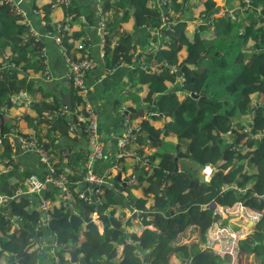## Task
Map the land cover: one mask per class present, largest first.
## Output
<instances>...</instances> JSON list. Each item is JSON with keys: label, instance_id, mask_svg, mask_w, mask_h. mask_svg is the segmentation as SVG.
Returning <instances> with one entry per match:
<instances>
[{"label": "trees", "instance_id": "trees-1", "mask_svg": "<svg viewBox=\"0 0 264 264\" xmlns=\"http://www.w3.org/2000/svg\"><path fill=\"white\" fill-rule=\"evenodd\" d=\"M101 1L106 19L104 48L111 53V64L124 60L130 62L133 45L126 34L117 35L109 23L111 0ZM182 1L187 3L192 0H168V5L160 6L161 10L152 9L148 0L127 2L131 4L138 26L159 27L161 12L172 19L168 28H159L161 34L158 40L152 37L157 46L156 52L143 54L146 65L161 62L177 66L184 74L183 80L177 81V72L171 73L168 69L150 73L142 64L131 69L135 74L131 79L138 80L140 89H143V101L150 113L138 126L134 149L147 161V166L138 163L132 166L137 184H146L141 186L140 196L129 200L128 194L124 197L123 192H128L133 186L125 185L116 177L112 186L105 184L95 193V200H85L73 193L69 204L52 202L51 217L45 231L54 235L58 264H169L174 257L180 259V264H222V260L209 249L182 243L178 237L192 226L199 231L204 243L207 229L219 218L214 213L215 206L227 207L236 201L262 212L252 232L241 241L240 254L245 264H250L252 254L260 261L259 264H264V198L254 196V193L264 194V101L259 104L253 97L256 92L264 94V0H239L235 19L232 21L228 16L224 29L210 31L205 24L204 29L195 31L190 40L185 29L187 20L183 17V12L190 6H182ZM52 2L61 5L60 0ZM112 2L114 5L116 0ZM169 4L172 15L168 11ZM197 4L204 7V16L213 15L217 8L214 0H197ZM62 6L66 15L76 16L79 13L78 7L70 4ZM50 8L51 4L44 6L46 15ZM46 15L42 32H48L54 38L56 28L50 25ZM155 19L157 22H154ZM30 29L21 21V11L8 0H0V56L4 47L9 46L12 50L11 57L4 61L7 60V64L0 63V111L3 114L0 165L5 161L11 164L13 158V144L8 137L18 125L16 120L9 125L6 116V111L16 106L11 102L12 95L20 91L32 97L41 93L42 101H34L32 105L36 112H43L41 116L63 105L53 98L47 100L52 95L46 86L39 84L41 79L37 77L43 76L45 67L41 54L45 44L43 38L34 36ZM60 34L62 44L70 55L72 46L76 44L74 40L84 32ZM182 45L186 46V53L183 61L179 62ZM10 63H14V67L9 66ZM191 64L197 65V69L191 70ZM145 85L146 88H143ZM177 92H181L182 96ZM71 100L74 110L73 93ZM160 114L166 121L162 128H156L152 121L159 119ZM129 115L138 117L132 112ZM238 115L251 117L248 131L235 124L234 119ZM75 119L74 113L51 120H35V117L24 113L19 121L23 120L26 127L34 129L44 125L45 132L38 136L45 147L56 150V141L60 136L79 133L68 130L70 121ZM169 132L176 136L178 151L188 155L178 159L183 167L177 169L175 154L169 148L152 152V155L141 150L145 145L164 142L163 138ZM256 134L260 137L255 138ZM227 136L230 142H227ZM241 140L244 142L241 143ZM57 164L56 171L60 172ZM205 165L212 168L209 180L202 175ZM79 171H70L69 181L81 179L83 173ZM30 172L23 170L20 173L15 164L12 171H0V195L4 197L0 205V264L49 262L45 248L37 243V238L45 232L44 228L35 230L42 212L32 204L33 201L31 203L28 193H16L22 186L23 178ZM224 185L229 187L224 188ZM70 186L75 184L70 183ZM237 187L243 191L238 192ZM52 190L59 192L48 188L43 194L48 197ZM38 196L41 197L40 194ZM98 203L110 210L114 225L103 212L98 215L101 228L93 221L92 214L96 212ZM132 208L137 210V222L130 213ZM10 216L20 217L19 228H12L8 219ZM122 224L142 226V229L139 234L137 230L128 232ZM70 250H76V262H70ZM143 253L147 254V261Z\"/></svg>", "mask_w": 264, "mask_h": 264}, {"label": "crops", "instance_id": "crops-1", "mask_svg": "<svg viewBox=\"0 0 264 264\" xmlns=\"http://www.w3.org/2000/svg\"><path fill=\"white\" fill-rule=\"evenodd\" d=\"M13 1L18 4V7L16 9L21 11V21L25 24H28L31 27V31H36L39 36L43 38L46 48L44 56L47 60V66L51 72V76L49 79H41V77H37V79L43 80V83L52 95L47 100H52L53 98L63 104L62 101L66 97V95H70V97L72 95V87L66 77L67 63L62 54L60 46L55 42L50 33L42 32V26L45 25L44 21H46V19L44 18V16L46 15L44 6L51 4L50 11L47 12L46 18L49 19L50 25L54 26L55 28L58 24L65 21V8L62 5L53 4V0ZM214 1L217 4L216 11L213 15L207 16H204V7L197 4V0H192L190 1L191 3L189 1H187V3H184L182 1V6H190L188 10L183 12V17L187 20L185 29L189 40L191 39L195 31H201L202 27L204 29L205 24L210 31H213L214 29H224L227 24V17L229 15H234L235 11H239V0H221L222 3H219L218 0ZM101 2V0H70V5L74 8L78 7L79 13L69 21L71 29L67 32L68 35H71L76 31L82 33L84 32V34L80 38L74 40L76 44L75 46H72V50L70 51L71 53L69 56L74 58L81 57L84 52L77 48V43L78 45L81 43H85V46H87L89 49V56L94 61V67L88 71L86 75V81L90 87V101L93 104L98 116V140L101 142L103 149L108 155L104 160H99L95 163L96 169L99 171L107 170L108 168L112 167L115 156L120 152L118 148V142L124 129V117H128L130 119V122L133 121L134 126H139L143 119V117L140 116L138 112H135L138 117L132 118L129 115L130 112L127 115H123L124 109L126 107H131L137 111L139 109H144L147 107L146 103L143 101V89H140L141 86L138 85V80L131 79L135 75L131 72V69L133 67L137 68L142 64L145 65L146 72L161 73L165 71L162 68L156 69V65L161 62H152L150 65H146L147 62L144 58L145 56L143 53H148L150 51H153L154 53L156 52L157 46L155 44V41H152V37L155 36H151V34L148 32L147 29L150 28V26L136 25L133 18V10L131 8V4H127L128 0H116V2H114V5L111 0V8L108 9V20L114 30L117 31V35L123 33L128 36L129 42H131V44L133 45V48L131 50L133 53V57L131 58L130 62L124 60L118 62V64H111V53L106 52L104 46L101 45V40L104 39V29L99 26L98 21L103 18L104 22L106 23L104 13H102L103 11L98 10V8L102 9ZM159 2L160 0H148V5L152 9L161 10L162 8L160 7L161 4ZM230 3L233 4V6L236 5L232 10H230V8L228 7ZM198 15H201L203 17L198 18ZM243 15L245 16L246 14ZM88 18H91L93 22H90V19ZM154 22H157V20L155 19ZM157 28L159 27H153L152 30L156 31ZM189 30L193 31L189 33ZM114 44L115 42L112 43L111 47ZM3 51L4 53L0 56V63L9 58V55L12 54V50L9 46L4 47ZM185 53L186 46L182 45V50L178 54L179 62L183 61ZM189 68L194 69V65L191 64ZM179 79L180 76L178 73L177 81H179ZM143 88H146V85L143 86ZM177 93L182 96L181 92ZM30 97L32 101L28 106L23 107L16 105L12 106L6 111V116L8 118L7 123L9 125L12 124L13 120L17 121V118L19 119L24 113H28L33 117L42 115L43 112H36L35 108L32 106L34 101H42L43 98L41 96V93H35L33 97ZM149 115L150 113L148 110L145 114V117H148ZM165 121L166 118L163 116V114H160V118L152 121V124L156 128H162ZM16 124L18 125V127H20L23 133H29L32 129V127H26V122L24 123L23 120L17 121ZM10 134L11 135H9L8 139H10V141H12L11 144H13V158L11 160L12 162L11 164H8L9 162L6 163V161L4 163L2 162V166L0 165V171H12L15 164L19 167L20 173L23 170H29L31 171L30 173H34L38 176H43L46 172V167L38 161L37 154L34 152L21 150L17 139L12 135L13 133ZM171 136L174 137V143H176V136L172 133H168L167 136L163 138V140L165 141ZM226 138L227 140H229L228 136ZM136 140L137 138L135 136V139L129 145L132 150H136ZM157 142L158 143L156 145H145L143 147L141 146L142 148H140L143 153L149 155H152V152H161L162 149H167L164 142ZM63 149L68 150V156L65 158L60 156V152ZM56 150V154L58 155L57 168L59 169V171L63 172V168L69 172L80 170L79 172L83 173L82 165L85 159V154L88 150L87 140L84 136L79 133H72L65 137L60 136L56 141ZM1 152L2 145L0 144V153ZM134 163L128 162L125 165L119 166L116 171H112V174H115L117 177V174L120 172L121 179L123 181H126V177L127 179H129L130 175H132V183L134 184H131L129 182V179L128 181H126L125 185H132L135 187L141 185L137 184L136 175L132 172V166ZM136 164L137 163H135V165ZM11 167H13L12 170ZM178 167H183V163L180 160H178ZM25 178L26 177L23 178L22 182L23 188H19L17 190V195L27 193ZM75 182L76 181H73L71 183L75 184ZM112 183L114 182L107 181V184L110 186H112ZM145 184L146 183H143L142 185ZM80 188L89 190V188H86V186H81ZM50 189L54 188L50 187L49 190ZM123 193L124 197L127 196L126 194H128V192ZM141 194L142 190L140 187L139 194L136 197L140 196ZM40 195L41 197H39L37 194H28L31 203L33 201L32 204L36 206H38L39 200L42 198H46L49 205L52 204V202H55V204H59L61 201L66 203V201L58 195V192L53 190L48 194V197H46L44 194ZM130 213L131 215H133L134 213L136 214V216L133 218H135V222H137V210L135 208H132L130 209ZM92 219L94 222L98 223L101 228V223L96 212L92 214ZM122 228L128 232L137 230L139 234L142 226L135 225L133 227H129L122 224ZM187 229L192 232V234L188 235V239H193L196 241L192 242L190 240H186ZM187 229L178 237V241L182 243L193 244L196 247L203 248L204 243H202L199 231L192 226H189ZM252 229L254 228L252 227ZM41 236L42 247L45 248L44 251L49 257V262L47 264H51L54 254V235L45 231ZM117 253L118 255H120V249H118ZM253 258L257 259L253 254L250 255L249 259L252 260Z\"/></svg>", "mask_w": 264, "mask_h": 264}, {"label": "built area", "instance_id": "built-area-1", "mask_svg": "<svg viewBox=\"0 0 264 264\" xmlns=\"http://www.w3.org/2000/svg\"><path fill=\"white\" fill-rule=\"evenodd\" d=\"M8 1L11 2L15 8L18 7V4L13 0ZM167 2L168 0H160L159 3L164 6L168 5ZM60 4L69 5L70 0H60ZM244 8H246V6H244ZM98 10L102 11L100 8H98ZM169 10L170 9L168 8V11ZM73 17L74 14L67 15L65 21L57 25V33L54 36V40L60 46L62 54L67 63L66 77L72 87V93L74 95V110L72 104L70 110L65 104H63L58 109L48 111L43 116L35 117V120L39 118L51 120L56 116L68 117L70 113H74L76 115V119L70 121L68 130L70 132L81 133L86 138L88 146V150L85 154V159L82 165L83 175L81 179L75 182L74 187H71V181H69L68 178L63 173H61V171H56L55 164L58 162V155L53 149L45 147L44 143L38 136V133L43 134L45 132L44 125L39 126L38 129H34L32 127L31 131L26 134L22 133L20 127L12 129V135L17 139L21 150L36 153L38 156V161L46 167V172L43 176H38L34 173L26 176L25 186L27 193L37 195L43 194L48 188L52 187L59 191L58 195L68 204L72 200L73 193L78 194L80 198L85 200L90 199V193L95 195V193H97L103 185L107 184L108 175L112 173L113 170L116 171L119 168V165L116 162L123 156H132L135 158L136 163L147 166V161L145 159L141 158L134 150L128 148L130 143L135 139L138 126L132 125L130 119L128 117H124V129L118 142V148L120 152L115 156L112 167L102 171L96 169L95 163L99 160H104L108 155L103 149L101 142L98 140V116L93 104L90 101V87L86 81V75L88 71L94 67V61L89 56V49L87 46H85V43H81L79 45L77 43V48L84 52V54L79 58H74L69 56L61 41L60 32L67 33L70 31L71 28L69 21ZM231 19L234 20L235 16L231 15ZM160 20L161 23L159 28H168L172 23V19L165 13H161ZM98 24L103 29L105 26L104 19L101 18L98 21ZM159 28H157L156 31L150 28L147 30L151 36L159 38L161 34ZM32 33L36 37L39 36L36 31H32ZM101 45L104 46V39L101 40ZM45 50V47L41 49V54L44 58L43 63L45 65L43 72L45 78L49 79L51 72L48 69L47 60L44 56ZM9 66L14 67V63H10ZM161 68L163 70L168 69L171 73L177 72L179 73L181 80L183 79L182 73L179 71L177 66H171L167 63H158L156 65V69ZM194 69H197V65H194ZM31 101L30 95L25 91H20L11 96V102L18 106H28ZM17 121H19L18 118ZM244 130L248 131L249 127L245 128ZM254 137L259 138L260 134H256ZM60 156L64 158L67 157L68 150L63 149L60 152ZM202 174L204 175L205 180H209L210 176L212 175V168L209 165H205L202 168ZM129 179L127 180H129L131 184H134L132 183L133 177ZM80 184H82V186H86V188H89L91 191L80 188ZM228 187V185H224V188ZM237 191L242 192L243 190L237 187ZM86 192H89V194ZM254 196L259 199L264 198V194L254 193ZM3 199L4 197L0 195V205L2 204ZM38 207L39 210L44 213V215H42L41 219L37 221L35 226L36 231L47 227L51 217V206L49 205L46 198L39 200ZM214 213L218 214L219 218L216 219L207 229L203 247L209 249L212 253L217 255L222 260V264H245L241 259L240 243L248 234L252 232V227L254 228L255 224L259 221L262 216V212L247 206L242 201H236L227 207L216 205L214 208ZM8 219L12 225V228L20 227V217L10 216ZM37 243L38 245L42 246L41 235L37 238ZM54 244L55 242L53 243L54 254L51 264H58L59 258L55 255ZM136 253H139V250H136Z\"/></svg>", "mask_w": 264, "mask_h": 264}, {"label": "rangeland", "instance_id": "rangeland-1", "mask_svg": "<svg viewBox=\"0 0 264 264\" xmlns=\"http://www.w3.org/2000/svg\"><path fill=\"white\" fill-rule=\"evenodd\" d=\"M219 1V3H222V1L221 0H218ZM236 5H234L233 6V4H229L228 5V7L230 8V10H232L233 9V7H235ZM169 12L171 13V15H172V9H171V6H170V4H169ZM259 9H260V7H259ZM258 13H260V12H258ZM261 15L263 14V13H260ZM199 16V15H198ZM229 16H231V15H229ZM263 16V18H264V15H262ZM203 16H199L198 18H202ZM201 23H203V22H201ZM262 24H264V23H262ZM258 25H260V24H258ZM193 30H189V33H191ZM177 44H179L178 42H177ZM4 53V52H3ZM2 53V54H3ZM11 55L12 54H10L9 55V57H11ZM9 59V58H8ZM5 61V60H4ZM3 61V63H5V64H7V60H6V62H4ZM2 63V62H1ZM4 64V65H5ZM187 67V66H186ZM191 70H193V68H190ZM183 73H184V70H183ZM177 75H178V73H177ZM184 75V74H183ZM183 75H182V78H183ZM42 78H45V75H44V72H43V76H41V79ZM183 80V79H182ZM182 80H181V78L179 79V81L180 82H182ZM39 84H41V85H43V87H45V84L43 83V80H41L40 81V83ZM254 98H256V102H259V104H261V101H264V94L263 93H258V92H256V93H254V96H253ZM237 115V114H236ZM234 121H235V124H237L238 125V127H240V128H248V123L250 122V117H249V115H246L245 117H242V116H236L235 117V119H234ZM131 124L132 125H134V122L132 121L131 122ZM239 132H241V130H239ZM169 133H172V132H169ZM173 134V133H172ZM175 141H174V137L173 136H171V137H169V138H167L165 141H164V144L166 145V147L167 148H169L170 149V151H171V153H173V154H175L176 155V153H177V151H175V143H174ZM227 142H230V139L227 141ZM244 142V140H241V143H243ZM130 146H128V148H129ZM175 147V148H174ZM55 151V150H54ZM56 152V151H55ZM182 152V151H181ZM182 153H184V152H182ZM132 157V156H131ZM180 158H187V157H180ZM179 158V159H180ZM134 161H135V163H136V160H134V157L133 158H120L116 163L119 165V166H122V165H125V164H127L128 162H131V163H134ZM135 163H134V165H135ZM2 166V165H1ZM62 170H63V172L61 171V173H63L67 178H68V180H70L69 179V177H70V172L69 171H67V170H65V169H63L62 168ZM203 175V174H202ZM115 178H116V175H114V174H112V173H110L109 175H108V177H107V181H111V182H114L115 181ZM142 186V184L141 185H138V186H133V187H131L130 189H129V191H128V197H127V199L129 200L130 198H134V197H136L138 194H139V191H140V187ZM20 188H23L22 186L20 187ZM137 188V189H136ZM188 228V227H187ZM186 228V229H187ZM185 229V230H186ZM253 230V229H252ZM189 234H192V232H190V230H186V235H187V238H186V240H190V241H196V240H193V239H188L189 237H188V235ZM190 236H192V235H190ZM259 262L260 261H258V259H255V258H253L252 260H251V262H250V264H259ZM169 264H180V259L178 258V257H174L171 261H170V263Z\"/></svg>", "mask_w": 264, "mask_h": 264}, {"label": "water", "instance_id": "water-1", "mask_svg": "<svg viewBox=\"0 0 264 264\" xmlns=\"http://www.w3.org/2000/svg\"><path fill=\"white\" fill-rule=\"evenodd\" d=\"M192 95L195 96V94H192ZM62 103L65 104V105L68 107V109L70 110V109H71V97H70V95H66V97L63 99ZM147 111H148V107H146V108H144V109H139V110H137V111H136L135 109L131 108V107H126V108L124 109V111H123V115H127L129 112H133V113L138 112V114H139L140 116H142L143 118H145V114H146ZM2 126H3V114H2V112L0 111V132H1V130H2ZM2 137H3V134L0 133V138H2ZM175 147H176L177 153H176L174 159H175V161H176V166H175V168L177 169V167H178L177 160H178L180 157H188V155L185 154V153H182L181 151H178L179 143H177V144L175 145ZM200 164H202V163L200 162ZM131 177H132V175H130V178H131ZM117 178H118L119 180H122V179H121V173H120V172L117 174ZM128 178H129V177H128ZM126 180H127V179H126ZM122 181H123V180H122ZM123 183H126V181H124ZM107 185H108V184H107ZM108 186H109V185H108ZM86 193L89 194L88 192H86ZM89 197H90L91 200H95V196H94L93 194H89ZM66 204H68V203H66ZM102 212L105 213V214L109 217V221L112 223V225H114L115 223H114V220H113V218H112V216H111L110 210L104 208V206H103L101 203H98V204H97L96 214L99 215V214L102 213ZM42 215H44V213H42ZM135 216H136V214L134 213V214L132 215V217H135ZM68 254H69V258H70V262H71V263L76 262V261L78 260V257L76 256V250H70V251L68 252ZM143 255H144L145 260L147 261V260H148V256H147V254L144 253Z\"/></svg>", "mask_w": 264, "mask_h": 264}, {"label": "clouds", "instance_id": "clouds-1", "mask_svg": "<svg viewBox=\"0 0 264 264\" xmlns=\"http://www.w3.org/2000/svg\"><path fill=\"white\" fill-rule=\"evenodd\" d=\"M62 5V4H61ZM67 16V15H66Z\"/></svg>", "mask_w": 264, "mask_h": 264}]
</instances>
